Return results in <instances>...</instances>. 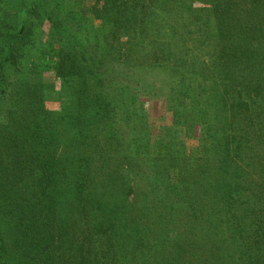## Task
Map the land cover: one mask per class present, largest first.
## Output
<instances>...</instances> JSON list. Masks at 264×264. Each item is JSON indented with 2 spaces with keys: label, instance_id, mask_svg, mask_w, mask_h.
Wrapping results in <instances>:
<instances>
[{
  "label": "trees",
  "instance_id": "1",
  "mask_svg": "<svg viewBox=\"0 0 264 264\" xmlns=\"http://www.w3.org/2000/svg\"><path fill=\"white\" fill-rule=\"evenodd\" d=\"M0 264H264V0H0Z\"/></svg>",
  "mask_w": 264,
  "mask_h": 264
},
{
  "label": "rangeland",
  "instance_id": "2",
  "mask_svg": "<svg viewBox=\"0 0 264 264\" xmlns=\"http://www.w3.org/2000/svg\"><path fill=\"white\" fill-rule=\"evenodd\" d=\"M195 4L198 6H203V5H208L209 4V0H195ZM138 44H135L133 47L137 48ZM45 80L48 83H57L58 80L57 78L51 74L50 72L45 74ZM52 96H48V100H47V105L51 108V109H61L63 108V106L65 104H61L60 100L54 101L53 99H51ZM61 99V98H59ZM140 103L143 104V106H145V109L147 110V112L150 113V119H151V124L154 128H159L160 125L164 124V123H170L169 122V116L166 110V106L164 104V102L161 101H156V100H152V99H147V98H140L138 100ZM189 145H194V140L191 139L188 141Z\"/></svg>",
  "mask_w": 264,
  "mask_h": 264
}]
</instances>
